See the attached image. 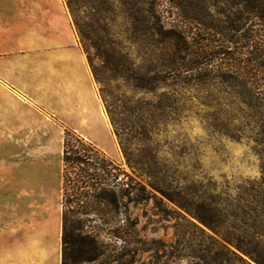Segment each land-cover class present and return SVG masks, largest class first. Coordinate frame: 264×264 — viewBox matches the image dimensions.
I'll list each match as a JSON object with an SVG mask.
<instances>
[{"label":"rangeland","instance_id":"374dc122","mask_svg":"<svg viewBox=\"0 0 264 264\" xmlns=\"http://www.w3.org/2000/svg\"><path fill=\"white\" fill-rule=\"evenodd\" d=\"M62 1L118 105L131 100L126 106L145 114L127 116L129 132L120 138L154 176L128 163L95 79L114 141L102 131L97 138L119 168L117 201L103 220L83 216L99 234L92 246L101 254L82 264L201 261L192 256L255 264L238 249L255 246L264 258V144L251 116L258 111L251 101L264 97V0H73L75 17ZM15 2L0 0V24L14 18ZM147 101L156 106L149 114ZM65 132L0 135V235L34 234L48 222V234L61 239ZM125 174L146 190L124 196ZM155 182L169 197L152 189ZM183 206L214 209L219 233Z\"/></svg>","mask_w":264,"mask_h":264},{"label":"crops","instance_id":"0c3cea01","mask_svg":"<svg viewBox=\"0 0 264 264\" xmlns=\"http://www.w3.org/2000/svg\"><path fill=\"white\" fill-rule=\"evenodd\" d=\"M15 4L14 18L0 24V135L60 126L104 148L88 132L109 126L112 134L111 126L63 1ZM47 227L42 222L34 234L0 235V264H62V239Z\"/></svg>","mask_w":264,"mask_h":264},{"label":"trees","instance_id":"16d2710c","mask_svg":"<svg viewBox=\"0 0 264 264\" xmlns=\"http://www.w3.org/2000/svg\"><path fill=\"white\" fill-rule=\"evenodd\" d=\"M67 3L75 17L77 9L76 3H74L73 0H67ZM76 26L82 37L87 39L85 35H83V30L79 27L77 20ZM85 51L89 56V51L86 47ZM88 58L96 81L102 85L101 94L105 102L107 112L115 131L120 138L121 135L129 132V128L125 124L127 116L130 118H137L140 116V120H143L142 117L145 116V114L143 113V115L136 109L127 107L131 100L126 102L127 106H119L117 100L107 88L108 82L103 71L105 67L101 68L95 65L91 57ZM182 69H185V66ZM150 82L151 81L146 82L147 85L144 87L146 90H148L147 86L151 85ZM251 102V106L258 109L256 114L251 115L252 121L259 126L256 133L262 144H264V97L259 96V98L257 97ZM146 105L149 108L146 110L147 114L151 112L150 108H156L152 102L147 101ZM121 144L128 163L132 169L139 173L146 172L145 174L148 175L150 179L154 177L152 169L150 167L146 169L148 164L144 160L139 159L134 151L131 150L122 140ZM116 169L119 170L114 161L111 160L94 143L86 140L76 132L66 129L63 149V228L61 236L62 264H82L93 258L91 254H94L95 257L101 254V252L94 250H98L97 246V248L92 246V244L98 243L99 234L86 229V223L91 220L88 219V217L84 218L83 216L95 214L98 219L103 220L109 214L107 210L108 207H110L112 203H115L116 205L117 200L115 199L113 187V184L118 179V174L115 173ZM125 177V179L128 180L124 181L122 186L124 187V196L127 198L131 199L133 194L139 196L142 190H146L139 181L127 174H125ZM151 187L163 196L169 197V194L166 191L167 187L165 185L155 182L151 183ZM153 197L156 198L155 195H153ZM132 202L138 201L137 199H132ZM203 207L205 208V206ZM182 208L189 212L197 221L219 233V227L216 223L217 221L214 220L216 215V211L214 209L210 207L205 208L204 210L207 211V213H203V211L193 212L185 206ZM126 220L129 222L131 220L130 216L126 215ZM135 226L136 225L133 223L132 227ZM260 244L261 242H256L255 245L259 246ZM238 249L244 255L249 257L255 264H264V258H262L261 254L256 251V246L254 249L247 251L240 248ZM231 253L236 256L235 252ZM191 258L194 260H201L200 262L198 261L194 264H201V262L202 264H208L205 259L200 257L192 256ZM212 264L223 263L218 262L216 259Z\"/></svg>","mask_w":264,"mask_h":264},{"label":"bare ground","instance_id":"6f19581e","mask_svg":"<svg viewBox=\"0 0 264 264\" xmlns=\"http://www.w3.org/2000/svg\"><path fill=\"white\" fill-rule=\"evenodd\" d=\"M102 116L107 121V116H106L104 110H103ZM99 131H102L103 133H106L107 136H109V135L112 136V134L110 132V127L109 126H101L99 130L88 132V134L97 136V134L99 133ZM112 138H113V136H112Z\"/></svg>","mask_w":264,"mask_h":264}]
</instances>
